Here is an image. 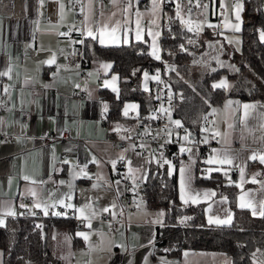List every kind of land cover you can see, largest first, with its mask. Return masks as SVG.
<instances>
[{
    "label": "crops",
    "instance_id": "1",
    "mask_svg": "<svg viewBox=\"0 0 264 264\" xmlns=\"http://www.w3.org/2000/svg\"><path fill=\"white\" fill-rule=\"evenodd\" d=\"M143 1L132 0V9L125 14L123 9L127 0H0V93H4L7 106L6 111L0 112V132L9 136L6 143L0 137V219L4 220L0 226L7 218L19 215L24 198L30 200L31 211H42L34 204L43 207L70 196L65 199V204H72V208L57 204L55 209L61 208L57 217H72L80 225L74 232L79 242L72 248L70 235L52 229L51 235L57 240L55 258L61 260V264H232L231 256L220 251L185 249L179 257H153L155 231L162 223L163 215H159L162 213L160 209L146 204L141 187L152 163L164 165L169 174L176 173L179 200L183 202L180 199L179 169L189 166L190 187L194 190L193 195L201 193L198 203L204 204L207 222L210 223L211 217L213 222L210 224L217 225L215 219H225L228 213L233 219V211L225 196L218 195L212 187L196 183L200 163L202 176L223 173L226 182L237 185V206L243 196L245 201L251 200L257 206V215H253L249 208L241 209L248 210L252 216H260L259 205L264 201V164L250 157L253 153L264 154V101L228 97L212 107L209 138L217 136V143L210 154L202 158L191 137L183 135L179 149L190 148L192 151L181 153L183 161L175 166L169 155L153 154L143 158L134 151L131 142L124 148L112 145L111 140L120 135L131 138L137 130L140 114L139 104L127 101L121 108V115L126 118L109 119L101 90L117 92L119 89V75L112 70L111 61L95 56L84 72L68 63L74 43L70 30H75L82 39L104 47L145 43L148 54L154 58L151 53L155 43L156 54L161 57L160 40L165 17L163 0H157L155 11L152 0H146L147 5ZM214 1L217 9L225 0H210L201 5L211 9ZM206 9L198 7L194 12L184 13L181 19L190 21L184 25L191 27L202 39L209 30L216 47L221 48L226 44L218 40L220 32L225 30L224 25L220 31L217 27H206L201 33L200 29L196 30ZM136 11L142 14L139 18L140 40L135 38ZM125 20L130 22L132 29L127 33V42L123 34L119 43L105 35L103 45L99 43V37L93 40L87 36L88 28L97 30V21L101 26L108 24L110 31L117 21L123 26ZM152 20H155L154 24ZM216 20L221 23L219 18ZM149 29L153 35L148 34ZM144 74L141 88L148 91L154 81L151 77L156 74L147 73V80ZM229 101L233 103L229 105ZM244 104L255 105L247 117L243 112ZM126 108L127 115L124 114ZM23 114L28 115L27 119L21 117ZM65 130L71 131V139L42 143L44 134H61ZM185 136H188L187 140ZM213 149L217 151L213 152ZM225 152L233 159L231 165L206 163L210 157L223 158ZM209 169L213 170L209 172ZM120 170L135 186L134 207L125 208L121 198L123 182L116 175ZM205 192H214L215 195L205 198ZM188 203H192L190 199ZM80 209H84L83 214ZM9 210L16 214L7 215ZM78 233H84L88 239ZM65 238L67 242L63 240ZM260 262H264V255ZM0 264H3L1 249Z\"/></svg>",
    "mask_w": 264,
    "mask_h": 264
},
{
    "label": "trees",
    "instance_id": "2",
    "mask_svg": "<svg viewBox=\"0 0 264 264\" xmlns=\"http://www.w3.org/2000/svg\"><path fill=\"white\" fill-rule=\"evenodd\" d=\"M206 1L210 0H201L199 4ZM242 6L241 50L238 53L226 44L217 48L209 30L204 39L194 30L189 31L171 11H164V20L169 19V23L163 24L162 28L161 60L148 54L145 43L104 47L83 39L85 70L96 56L111 61L112 70L119 75L117 92L101 90L109 119L124 118L121 108L127 101L139 104L140 118L153 114L157 100L152 92L141 88V80L143 73H152L161 61L172 68L167 74L171 90L169 107L174 120L180 121L181 126L177 128L195 129L201 133L206 115L228 97L264 101V40L259 35L264 31V0H246ZM196 8L197 5L191 12ZM210 52L216 56L214 68L201 72L198 62ZM222 74L229 79V88H214L213 82ZM200 166L198 163L196 183L212 187L218 195L228 199L233 211L232 222L229 225L208 223L203 203L179 200L176 173L169 174L166 166L152 163L141 187V195L149 207L158 208L163 213L162 223L155 231L153 257H179L183 250L195 249L224 252L231 256L232 264H261L264 217L252 216L248 210L237 206V185L226 182L223 173L214 172L204 177ZM46 222V227L38 229L32 226L30 218H7L0 226L3 264H61V260L55 258L57 240L51 231L54 228L70 235L74 248L79 242L74 235L77 224L72 217L57 216Z\"/></svg>",
    "mask_w": 264,
    "mask_h": 264
},
{
    "label": "built area",
    "instance_id": "3",
    "mask_svg": "<svg viewBox=\"0 0 264 264\" xmlns=\"http://www.w3.org/2000/svg\"><path fill=\"white\" fill-rule=\"evenodd\" d=\"M78 2L79 0H74ZM201 0H199L200 2ZM244 3L246 0H238ZM235 2V0H234ZM144 5H147V1H143ZM177 5L180 7V19L184 17V13L189 11V8H193L197 5V0H192V4L189 5L188 0H163V10L165 12H174L177 16ZM169 19L164 20V24L168 25ZM217 29L220 31L223 29V24L219 23ZM70 37L73 39V50L68 56V63L78 67L82 72L85 71V60H84V49L83 39L78 35L75 30L69 31ZM161 60V57L160 59ZM169 72V66L161 61L160 66L152 73L159 75V81L154 80L149 85V91L152 92L157 100L156 108L152 115L145 118H139L137 130L131 136L127 138L124 134L115 137L111 140L112 145L115 148H124L128 142H131L135 152L139 153L143 158L151 157L153 154H165L169 155L173 165L177 166L182 163L183 157L179 149L182 144L181 137L183 135H189L192 142L199 148V156L206 157L210 154L212 147L217 143L218 137L214 136L209 138V129L212 115L208 113L204 118V122L201 127V133L195 129H185L177 128L173 126L168 118L166 109L171 103V90L169 86V81L167 74ZM87 97V94H84ZM5 95L0 93V112H4L7 109L4 103ZM163 109V110H162ZM23 119H27L28 115L23 114L21 116ZM125 118L126 116L123 115ZM106 121V119L104 120ZM0 137L4 143L8 142L9 136L0 132ZM72 138V133L70 130H65L61 134L46 133L41 137L43 144H49L56 141H63ZM207 141V142H205ZM117 177L123 182V192L121 198L126 207H134L136 201L134 200L135 186L133 182L127 177L124 171H118ZM28 198L22 199L23 205L26 207H21L18 217L30 218V222L33 227L42 229L46 227V220H50L57 216L55 213H60L61 208H49L48 215H44L43 211H31L29 209ZM77 228L80 227L79 224L76 225Z\"/></svg>",
    "mask_w": 264,
    "mask_h": 264
},
{
    "label": "snow or ice",
    "instance_id": "4",
    "mask_svg": "<svg viewBox=\"0 0 264 264\" xmlns=\"http://www.w3.org/2000/svg\"><path fill=\"white\" fill-rule=\"evenodd\" d=\"M153 3V11L156 10L157 8V0H152ZM189 5L192 4V0H188ZM197 6L198 7H203V8H207V5H200L199 4V0H197ZM133 7V3L132 0H127V4L125 6V8L123 9L125 14H128L130 12V10ZM242 10V4L240 3H236L234 5V12H235V20L239 21L240 20V12ZM191 12V8H189V13ZM102 15V13H101ZM113 15H115V13H113ZM137 19L135 21V38L137 40L142 39V31H141V25H140V16L142 15L139 11H136L135 13ZM177 18H180V7L179 5H177ZM181 22L184 24L190 23V21H184L183 19H181ZM152 24L155 23V20L151 21ZM202 27V24H197L196 25V30L198 31L200 28ZM208 27H213V25L208 24ZM231 27L239 32L240 31V25L239 23L236 24H232ZM96 28L97 30L94 31L92 28H88L87 29V36L91 37L93 40H96L99 37V43L101 45L105 44V35L108 36L109 39H111L114 43H119L120 39H121V34H123L124 37V41L127 42V33L132 31L131 27H130V22L128 20H125L123 26L120 24L119 21L116 22L115 26L111 28V30L109 31V26L108 24H104V25H100L99 21L96 22ZM189 31H192L193 29L191 27H189L188 29ZM149 35H153V33L151 32V29H149ZM260 37L262 40H264V31H261L260 33ZM80 43H83V41H79ZM191 43V41H189ZM183 47V46H181ZM153 48V52L151 53L152 55L155 56L156 59H160V56L156 54V46L155 43H153L152 45ZM104 67H110V65H104ZM238 71V69H237ZM145 80H147L148 74L145 73ZM151 79L157 80L159 81V75L157 74L156 76L151 77ZM214 88H227L228 87V83L226 80H222L220 83L218 84H214L213 85ZM147 90V88L145 89ZM113 91H115V89H113ZM233 102L229 101L228 104L231 105ZM134 107V106H132ZM239 107V106H238ZM243 112H244V116L247 117L249 115V111L250 109H254L255 105H249V104H244L243 106ZM163 110V109H162ZM125 115H127V108L125 109ZM172 123H174L176 126H181L180 125V121L176 120L173 121ZM229 127H231V125H229ZM215 135H219V133H215ZM185 140L188 139V136L184 137ZM264 139V138H262ZM207 142V141H205ZM181 153H183L184 151H188L191 152L192 150L189 149H185L183 147H181L180 149ZM216 149H213V152H216ZM121 159H123V157H121ZM250 159L252 160H257L259 159V162L261 164H264V154L262 153H253L250 157ZM163 163H170L169 161H163ZM207 164H219V165H224V164H229L231 165L233 163V159L231 157H229V155L227 154V152L224 153L223 158H209L206 161ZM113 166H115V161H113ZM213 169H209L208 171L211 172ZM241 171V178L243 179V169H240ZM27 179V177L25 178ZM191 180H192V176L189 170V166H182L179 169V188H180V199L184 202V203H188L189 199L191 200L192 203H198L199 202V197L201 196V193L199 192H195V194L193 195V191L191 189ZM253 183H255V178H253L252 180ZM63 183V182H61ZM33 196H35V192L32 193ZM209 195H215V193H208L205 192L203 193V196L205 198H207ZM186 196L188 197V199H186ZM71 197H66L65 199H70ZM65 199H58L55 203H49L48 205H45L42 207L41 204L37 203L34 204L35 208H42V211L44 213V215H48L49 212V207L55 208L57 204L59 205H64L67 208H72L73 205L72 204H65ZM240 200L242 201L239 205L240 208H249L252 211L253 215H257V206L251 201H245L244 197L241 196ZM21 207H26L25 205L21 204ZM259 215L264 217V201H262L259 205ZM82 214L84 212V209H80L79 210ZM104 211H108V209H104ZM7 215H15L16 213L14 211L9 210L7 213ZM56 215H59L60 213H55ZM159 215H163L162 213ZM232 220V214L228 213L225 219H220L219 217H217L215 219V223L217 225H228L231 223ZM209 222L212 223V218H209ZM4 223L3 219H0V225H2ZM91 226V224L89 223V227ZM78 235L83 236L85 240L88 239V236L85 235L84 233H78ZM261 264H264V262H261Z\"/></svg>",
    "mask_w": 264,
    "mask_h": 264
},
{
    "label": "rangeland",
    "instance_id": "5",
    "mask_svg": "<svg viewBox=\"0 0 264 264\" xmlns=\"http://www.w3.org/2000/svg\"><path fill=\"white\" fill-rule=\"evenodd\" d=\"M236 3L242 4L238 0H235V2H234V0L221 1L218 8L216 9L215 1H214L212 4V8L210 9V6H207L204 18L198 22V24H202V27L200 28V33H201L205 30L206 27H208V24L213 25V27H217L218 21L216 20V18L217 19L219 18L221 23L225 26V30L223 32H220L218 40H220L221 42L224 41V43H226L234 53H238L241 50V28H242V21H243V15H242L243 6H242V10L240 12V20L239 21L235 20L234 5ZM236 23H239V25H240V31L239 32L235 31L231 27L232 24H236ZM259 35H260V33H259ZM214 58H216V56L215 55L212 56V53L210 52V53L206 54L205 59H203L202 62H200V61L198 62L199 63L198 68L201 69V72L213 70V68H214L213 60H215ZM222 80L227 81V83H228L227 88H229L230 81L225 74L220 75L213 82V85L220 83ZM166 112H167L168 118H169L171 123L173 121H176L172 117V113H171V110L169 108L166 109ZM172 124H174V123H172ZM63 240L65 242L68 241L67 238H65ZM65 242H64V250L67 249ZM68 248H69V246H68Z\"/></svg>",
    "mask_w": 264,
    "mask_h": 264
},
{
    "label": "water",
    "instance_id": "6",
    "mask_svg": "<svg viewBox=\"0 0 264 264\" xmlns=\"http://www.w3.org/2000/svg\"><path fill=\"white\" fill-rule=\"evenodd\" d=\"M172 68L171 67H169V71L171 70Z\"/></svg>",
    "mask_w": 264,
    "mask_h": 264
}]
</instances>
